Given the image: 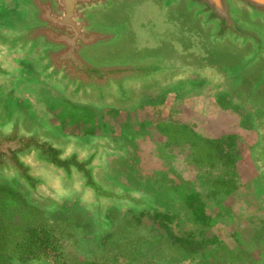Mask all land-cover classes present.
Listing matches in <instances>:
<instances>
[{"label":"rangeland","instance_id":"1","mask_svg":"<svg viewBox=\"0 0 264 264\" xmlns=\"http://www.w3.org/2000/svg\"><path fill=\"white\" fill-rule=\"evenodd\" d=\"M33 55L27 63L6 57L13 76L0 81V124L7 123V104L23 103L30 111L23 102L29 100L59 125L60 137L85 150L95 138L111 140L123 154H105L100 177L152 202L142 210L107 204L99 233L92 210L73 190L57 187L51 203L37 206L0 180V264H221L227 254L213 246L223 220L250 232L243 238L250 240L245 256H254L257 247L264 257V209L255 205L256 181L247 162L262 144L261 133L253 111L236 107L225 86L209 91L211 81L197 76L196 95L172 87L120 108L72 98ZM12 85L28 96L14 95Z\"/></svg>","mask_w":264,"mask_h":264},{"label":"water","instance_id":"2","mask_svg":"<svg viewBox=\"0 0 264 264\" xmlns=\"http://www.w3.org/2000/svg\"><path fill=\"white\" fill-rule=\"evenodd\" d=\"M143 0H16L24 13L1 15L0 81L13 70L12 53L38 55L49 80L72 98L97 104L132 106L143 93L175 80L214 76L231 97L252 110L261 146L249 152L257 190L264 193V0H153L178 13L204 39L206 58L186 59L170 46L136 50L124 10ZM206 45L211 48L207 49ZM3 100L0 98V110ZM0 124V180L9 181L30 203L52 202L57 187L86 201L98 232L105 227L107 204L134 210L150 208L149 196L100 177L105 154L122 155L120 145L95 138L89 150L79 142L30 122L23 103L6 106ZM57 180H56V178Z\"/></svg>","mask_w":264,"mask_h":264},{"label":"flooded vegetation","instance_id":"3","mask_svg":"<svg viewBox=\"0 0 264 264\" xmlns=\"http://www.w3.org/2000/svg\"><path fill=\"white\" fill-rule=\"evenodd\" d=\"M24 12L25 8L22 7L19 3H17L16 0H0V16L4 14L7 15L10 13L18 14ZM126 15L129 18L126 25L130 29V32L132 34L131 38L134 42L132 46L136 50H141L143 48L153 50L160 48L163 45H167L172 47L179 56L184 57L186 59L189 58L188 56H192L197 60H201L202 58L207 57L204 52V49L202 48L205 44L203 37L199 33H197V31H195L191 24L185 22L184 19L179 17L178 13L166 10L157 1L143 0L138 3H135L129 9H127ZM0 28L3 29L6 33L12 32L11 30H8L4 26H2L1 20ZM206 47L208 50L211 51V48L208 45H206ZM26 56L27 55L25 53H13L11 54L9 59L11 60V57H17L21 63H27V61L25 60ZM28 59L29 58H27V60ZM196 81L200 80L197 78L186 80V82L188 83H193ZM52 83L57 84L55 81H52ZM176 84H178V82H172L171 85L168 86V88H164L163 90H169L172 87L174 88ZM10 90L14 95H17L22 100L23 96H28L29 94V92H27L24 87L19 88L15 87V85H12ZM156 92H160V90ZM152 93L153 92L141 94L132 106L136 105L142 96ZM32 97L33 95H31V98ZM14 99L16 98L14 97ZM23 102L28 103L31 108L30 111L35 113L34 121L38 123L41 122L43 124L44 130L50 132L57 131L58 133H61L59 125L56 124V122H52L51 120L48 121L47 118L42 117V108L39 105L29 100H23ZM232 102L236 105V107L238 106L240 109L242 108L239 102L235 100Z\"/></svg>","mask_w":264,"mask_h":264},{"label":"crops","instance_id":"4","mask_svg":"<svg viewBox=\"0 0 264 264\" xmlns=\"http://www.w3.org/2000/svg\"><path fill=\"white\" fill-rule=\"evenodd\" d=\"M193 78H198V77H197V75H194V76H190V77H186V78H182V79H178V80L173 81V83L178 82V84H176L173 89H180V90L184 89V90H186V92H189L191 94L195 93L196 91L194 90V88H195L196 84H194L192 82H189V83L186 82V80H191ZM179 82H181V83H179ZM208 84H210V90L209 91H211L213 89L212 87L215 85L220 86V87L221 86L224 87V85H222V84L217 85L213 82H210ZM169 85H171V83H169L168 85H166L164 87H161L159 90L162 91L164 88H168ZM196 87H199V86L197 85ZM203 89H205V88L203 87ZM196 94L197 93H195L194 95H196ZM228 94H229V92H228ZM190 98H193L192 95L190 96ZM193 107L194 106H192V109H189L190 111L192 110V113L194 112ZM197 114H198L197 115V118H198L199 113L197 112ZM114 156L121 157V155H119V156L114 155ZM257 192H256V196H255V201H256L255 205L261 209H264V193L259 191V190H257ZM240 215H242V214H240ZM240 215L237 217V220H245L246 219V218H244V216H240ZM216 221L220 222V220L218 218L216 219ZM221 222H223V223L218 224V225L223 224V225H221L223 227L219 228L221 231V234H220L221 239L220 240L218 239L217 243H215L213 246V250L215 252L220 253V251H223L225 254H227V256L223 257L221 264H264V260H263L264 257L262 254H260L257 251V247L254 250L255 252H253L254 256H252V255L249 257L245 256V253H247L248 251L249 252L251 251L250 250V240H244L243 239L245 237H247L249 239V237L251 236L250 232L247 230L245 225H244V228H242V229H232V227L230 225H227V222H225V220H223ZM213 225L214 224H213V220H212L210 227H212ZM212 229H216V228H212ZM222 237H224V238H222ZM240 237H242V240ZM227 238H228V240H226ZM235 253H237L238 255L235 256ZM248 258H250V259H248Z\"/></svg>","mask_w":264,"mask_h":264}]
</instances>
